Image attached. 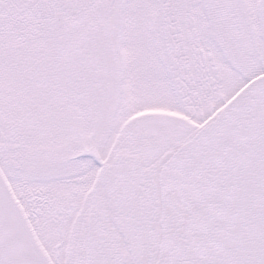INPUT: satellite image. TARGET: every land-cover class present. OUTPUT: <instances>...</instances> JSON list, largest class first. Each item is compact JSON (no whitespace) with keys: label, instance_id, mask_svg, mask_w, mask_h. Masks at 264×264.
<instances>
[{"label":"snow or ice","instance_id":"obj_1","mask_svg":"<svg viewBox=\"0 0 264 264\" xmlns=\"http://www.w3.org/2000/svg\"><path fill=\"white\" fill-rule=\"evenodd\" d=\"M0 264H264V0H0Z\"/></svg>","mask_w":264,"mask_h":264}]
</instances>
